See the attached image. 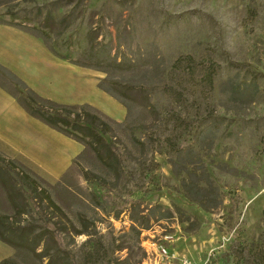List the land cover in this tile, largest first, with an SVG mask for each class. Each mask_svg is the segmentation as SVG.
I'll return each mask as SVG.
<instances>
[{"label":"rangeland","instance_id":"obj_1","mask_svg":"<svg viewBox=\"0 0 264 264\" xmlns=\"http://www.w3.org/2000/svg\"><path fill=\"white\" fill-rule=\"evenodd\" d=\"M7 9L51 36L0 21L22 32L0 28L5 68L44 98L89 104L112 121L121 152L117 176L62 134L57 167L0 152L38 176L75 227L87 225L89 235L65 233L73 264H263L264 0H0V13ZM87 34L102 51L90 60L104 71L49 64L48 45L71 35L78 53ZM0 83L13 91L8 75ZM0 213H13L3 192ZM24 217L42 231L31 207ZM10 257L45 263L0 241V261Z\"/></svg>","mask_w":264,"mask_h":264},{"label":"trees","instance_id":"obj_2","mask_svg":"<svg viewBox=\"0 0 264 264\" xmlns=\"http://www.w3.org/2000/svg\"><path fill=\"white\" fill-rule=\"evenodd\" d=\"M51 18L52 16L48 14L45 22L51 20ZM53 20L52 18L51 21ZM0 21L22 29L32 30L41 38L45 37L48 39L51 36L50 32L44 28L46 26L36 24L28 16H18L16 12L9 9L0 13ZM91 38L87 34V48L80 50L78 53L75 50L78 45L72 40L71 35L67 36L64 41H61V44L59 41L51 43L48 45V49L56 57L76 66L104 71L98 62L90 60L91 57H95L98 54L102 55V51L93 52V48L89 45ZM105 44L107 43L104 41H98L97 43L100 47ZM108 64L119 66V63L114 61ZM211 72L212 69L208 72V77L211 76ZM0 74L8 75V81L12 85L13 91L6 89L5 85L1 83L0 87L10 93L29 116L58 133L81 143L85 148L95 153L97 159L107 169L111 170L115 176L118 175L117 168L120 164L121 152L109 135V132L112 130L111 120L98 113L89 104H61L44 98L1 65ZM103 82L100 81L98 83V88L110 96L116 97L109 87L107 88L103 85ZM123 94L127 96L125 91H123ZM120 102L125 106L124 101ZM148 106H153V103H149ZM83 173L86 180L96 181L100 186L106 187L102 178L88 170H83ZM40 180L38 176L15 159L0 154V192L5 194L6 200L13 211L11 215L0 213V241L12 247L16 251V254L17 252L33 254L37 259L45 261L44 264H73L74 256L66 247L65 233L89 235L87 225L82 224L81 228L75 227L73 222L62 213V209L52 199L49 189ZM43 204L47 208L52 209L54 214L60 215L67 220L68 224H60L53 221L51 216L45 214ZM200 205L209 208L205 201H200ZM28 206L43 220V229L38 233H34V225L27 217L23 218L24 223L22 224L18 220L22 215H27ZM164 212L163 217L171 216V212L168 209ZM262 212L264 227V209ZM132 221L139 226L136 223L137 219L132 217ZM139 224L140 227L131 226V229L139 233L142 228H146L143 226V223L140 222ZM46 239L52 242L53 248L47 246ZM41 245V250L37 252L36 249ZM261 259L264 264V249ZM0 264L21 263L15 257H10L2 259Z\"/></svg>","mask_w":264,"mask_h":264},{"label":"crops","instance_id":"obj_3","mask_svg":"<svg viewBox=\"0 0 264 264\" xmlns=\"http://www.w3.org/2000/svg\"><path fill=\"white\" fill-rule=\"evenodd\" d=\"M2 27L9 29L7 31L22 33L9 26L0 25V28ZM24 39L27 40V36H24ZM45 56L51 66L58 65L63 68H74V64L58 57L56 58L55 55L54 57L49 52L45 53ZM51 59L54 60V64L50 63ZM3 63L7 64L0 57V64L2 66H4ZM13 73L15 74V72ZM21 80L25 82V80ZM34 91L38 94L36 90ZM59 135L61 134L57 131L29 116L17 103L15 98L0 87V152L15 157L17 156L21 159L24 157L25 161L30 160L29 162L32 161L44 168L57 167V156H59L57 144ZM53 143H56L55 152L52 147Z\"/></svg>","mask_w":264,"mask_h":264},{"label":"built area","instance_id":"obj_4","mask_svg":"<svg viewBox=\"0 0 264 264\" xmlns=\"http://www.w3.org/2000/svg\"><path fill=\"white\" fill-rule=\"evenodd\" d=\"M166 238L167 236L164 237L165 240H167ZM158 251L163 257H166L168 255L167 248L163 244L159 246Z\"/></svg>","mask_w":264,"mask_h":264}]
</instances>
